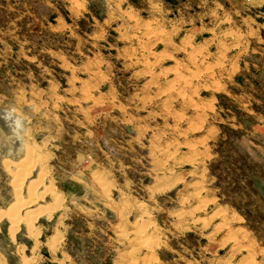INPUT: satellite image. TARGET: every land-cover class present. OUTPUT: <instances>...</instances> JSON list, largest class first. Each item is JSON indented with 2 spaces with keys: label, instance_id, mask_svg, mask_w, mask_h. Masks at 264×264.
Masks as SVG:
<instances>
[{
  "label": "rangeland",
  "instance_id": "374dc122",
  "mask_svg": "<svg viewBox=\"0 0 264 264\" xmlns=\"http://www.w3.org/2000/svg\"><path fill=\"white\" fill-rule=\"evenodd\" d=\"M245 1L0 0V108L29 129L0 151V210L6 160L43 195L14 236L0 221L7 264H264V7Z\"/></svg>",
  "mask_w": 264,
  "mask_h": 264
},
{
  "label": "bare ground",
  "instance_id": "6f19581e",
  "mask_svg": "<svg viewBox=\"0 0 264 264\" xmlns=\"http://www.w3.org/2000/svg\"><path fill=\"white\" fill-rule=\"evenodd\" d=\"M19 100V99H18ZM3 130L9 133V128L5 125L2 126ZM26 142V141H25ZM35 142V141H34ZM45 144V143H44ZM28 147V146H27ZM26 147V148H27ZM45 147V146H44ZM30 149V148H29ZM28 148L26 149V163L28 162V159H30L29 161H31L34 156L35 153L32 150H29ZM36 149V148H35ZM40 149V148H39ZM17 160V159H16ZM42 162V161H41ZM33 164V163H31ZM29 164H25V160H19L16 162H13L11 160H6L3 162V166L4 169L7 171H10L11 168H15V170H17V172H15L14 174L11 173V177H12V191H13V199H14V203L10 206V208L8 210H0V221L2 220V218H6L10 221L11 226L10 227V232L11 234L14 236V232L17 230L18 227V223L21 221H25V223L31 221L29 218L31 217H27L26 219L24 217H20L18 214H16L17 211H19L21 208L27 206V205H31L35 202H37V199H39L41 196L43 197V195H37L36 194V188H38V186L42 183L41 180L39 181V185L37 183V181H32L29 184L28 191H27V198H23L22 196V187L25 183V180L28 178V176L31 174L32 169L31 168H27L25 167V165L27 166H32ZM46 170V169H45ZM49 173V172H48ZM10 175V174H9ZM41 178V177H40ZM39 179V178H38ZM41 182V183H40ZM50 189V188H49ZM48 189V190H49ZM46 192V191H45ZM52 192V191H51ZM12 196V195H11ZM55 200V199H54ZM57 200V199H56ZM199 200V199H198ZM28 202V203H27ZM46 208V207H45ZM38 210L35 211L34 213H36V216L41 215L45 212V209L43 208H37ZM35 210V209H34ZM54 210V209H53ZM26 212V211H25ZM33 216V215H32ZM7 220V221H8ZM35 222V221H34ZM20 224V223H19ZM125 229V228H124ZM35 230V229H34ZM54 231V230H53ZM33 237V235H32ZM38 237V236H37ZM48 240V239H47ZM54 246V245H53ZM55 252V251H54ZM30 258V257H29ZM26 261V260H25Z\"/></svg>",
  "mask_w": 264,
  "mask_h": 264
},
{
  "label": "clouds",
  "instance_id": "9594fccd",
  "mask_svg": "<svg viewBox=\"0 0 264 264\" xmlns=\"http://www.w3.org/2000/svg\"><path fill=\"white\" fill-rule=\"evenodd\" d=\"M0 120L9 128L10 134L5 135L0 129V148L10 153H19L24 146V138L28 134V122L24 115L15 107L0 108ZM17 142H19L17 144Z\"/></svg>",
  "mask_w": 264,
  "mask_h": 264
},
{
  "label": "crops",
  "instance_id": "0c3cea01",
  "mask_svg": "<svg viewBox=\"0 0 264 264\" xmlns=\"http://www.w3.org/2000/svg\"><path fill=\"white\" fill-rule=\"evenodd\" d=\"M245 5L250 8V9H260V8H263L264 7V0H246L245 1ZM5 125L4 124V121L0 120V129L3 130L2 126ZM6 126V125H5ZM3 132L5 133V135H8L10 134V130H9V133L4 131ZM3 150V148H0V151ZM4 151L6 153H9L7 152L5 149ZM0 264H7L5 259H3L1 256H0Z\"/></svg>",
  "mask_w": 264,
  "mask_h": 264
},
{
  "label": "flooded vegetation",
  "instance_id": "af4514ba",
  "mask_svg": "<svg viewBox=\"0 0 264 264\" xmlns=\"http://www.w3.org/2000/svg\"><path fill=\"white\" fill-rule=\"evenodd\" d=\"M10 153V152H9ZM11 154V153H10Z\"/></svg>",
  "mask_w": 264,
  "mask_h": 264
}]
</instances>
